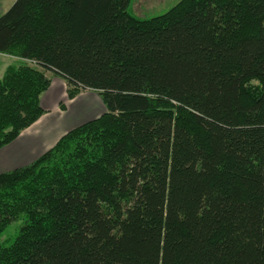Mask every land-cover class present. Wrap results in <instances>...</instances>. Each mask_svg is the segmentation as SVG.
Masks as SVG:
<instances>
[{"label":"trees","instance_id":"trees-1","mask_svg":"<svg viewBox=\"0 0 264 264\" xmlns=\"http://www.w3.org/2000/svg\"><path fill=\"white\" fill-rule=\"evenodd\" d=\"M14 0L0 14V147L44 72L105 111L0 172V264H264V0ZM32 61L40 69L31 67Z\"/></svg>","mask_w":264,"mask_h":264},{"label":"crops","instance_id":"crops-1","mask_svg":"<svg viewBox=\"0 0 264 264\" xmlns=\"http://www.w3.org/2000/svg\"><path fill=\"white\" fill-rule=\"evenodd\" d=\"M48 78L50 85L39 99L43 113L13 141L0 147V172L31 163L50 148L68 126H71L70 128L78 126L104 112L105 107L99 94L95 90L85 89L68 99L71 106L69 115L62 118L51 115L48 110L53 113L55 109L58 110L57 102L63 98L66 81L54 73L48 74Z\"/></svg>","mask_w":264,"mask_h":264},{"label":"rangeland","instance_id":"rangeland-1","mask_svg":"<svg viewBox=\"0 0 264 264\" xmlns=\"http://www.w3.org/2000/svg\"><path fill=\"white\" fill-rule=\"evenodd\" d=\"M180 1L181 0H130L129 1V5H128V11L131 14H133L134 16L138 17V18H147V17L156 16V15H160V14L165 13L166 11H168L170 8L175 6ZM12 2H13V0H0V14H2L12 4ZM18 61H22V60H20V57H18L17 55H14V54L8 53V52L0 53V77L2 76V74H3L2 72H4V70L7 67V65L13 64L14 62H18ZM23 63H25V64H27V65H29L31 67H35L37 69H40L36 65H33L32 61H30V60H24ZM44 73H45V75L48 78V74H50V72L46 71ZM67 89H68V85L66 84L64 92L62 93L63 94L62 95L63 98L57 102L58 110L55 109L54 113L51 112V110H48V112L51 115H57L56 118H59V117L62 118L63 116H67V115L70 114V107L71 106H69L70 104L68 102V99H71V98H69L68 95H67ZM82 91H83V89H80L76 93V95L78 93L82 92ZM90 91H92V89ZM104 111H105V109H104ZM70 127L69 126L67 127L66 131L63 134H61V136L58 138V140L66 132H68L69 130L75 128L76 126L72 127V128H70ZM50 148H48V149H50ZM47 150H45V151H47ZM20 223H21V220H20L19 217L17 219H15V220L11 221L10 224L7 226V228L4 230V232L1 234L0 243L4 242V241H6L5 243H9L10 241H12V239H14L15 235L18 232V228L20 226Z\"/></svg>","mask_w":264,"mask_h":264}]
</instances>
